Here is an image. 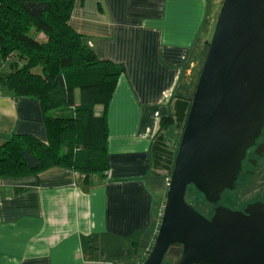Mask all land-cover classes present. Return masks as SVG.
<instances>
[{"label":"crops","instance_id":"obj_1","mask_svg":"<svg viewBox=\"0 0 264 264\" xmlns=\"http://www.w3.org/2000/svg\"><path fill=\"white\" fill-rule=\"evenodd\" d=\"M220 4L74 1L69 26L98 59L123 67L105 105L92 108L104 119L107 168L87 177L60 165L0 176V264L139 263L161 210L148 187L152 138L176 96L192 92V79L181 90L180 80L197 74ZM44 115L38 99L0 84V145L12 134L46 142Z\"/></svg>","mask_w":264,"mask_h":264},{"label":"water","instance_id":"obj_2","mask_svg":"<svg viewBox=\"0 0 264 264\" xmlns=\"http://www.w3.org/2000/svg\"><path fill=\"white\" fill-rule=\"evenodd\" d=\"M168 177L156 233L140 264H264V201L222 204L205 218L185 200L207 203L232 190L245 152L264 128V0H221Z\"/></svg>","mask_w":264,"mask_h":264},{"label":"trees","instance_id":"obj_3","mask_svg":"<svg viewBox=\"0 0 264 264\" xmlns=\"http://www.w3.org/2000/svg\"><path fill=\"white\" fill-rule=\"evenodd\" d=\"M74 1L0 0V60L8 62L9 69L0 75V84L14 95L40 101L47 132L46 142L12 134L2 143L0 176L60 165L87 177L107 168L104 119L94 116L92 108L105 105L123 67L98 59L69 26ZM38 34L44 40L36 38ZM35 66L39 73L32 72ZM190 95L176 96L170 113L160 118L149 149L152 174L163 170L169 177L175 152L165 147L161 131L184 123ZM64 108L71 113H63ZM55 109H61L58 115L50 114Z\"/></svg>","mask_w":264,"mask_h":264},{"label":"rangeland","instance_id":"obj_4","mask_svg":"<svg viewBox=\"0 0 264 264\" xmlns=\"http://www.w3.org/2000/svg\"><path fill=\"white\" fill-rule=\"evenodd\" d=\"M36 38H38L40 40H44L43 35H41V37L36 36ZM202 60L203 59H201L200 63H202ZM0 63H1L0 73H3V70H5V68H7V64H6V62H3L1 60H0ZM200 65L201 64L198 65V68ZM31 70L34 73H39L40 67L35 66V67L31 68ZM197 75H198V73L197 74L195 73V75H187L186 74L185 77H182V79L180 80V84H179L180 90L184 87V85L186 86L188 81L191 82V79H192V83L195 82ZM192 76H193V78H192ZM74 96H76V98H77V91L75 92ZM57 110H59V109H57ZM52 112H54V111H52ZM183 124L184 123H181V124L179 123L175 126H171L168 129V131L165 132V134H162L163 143L165 144V147L172 154L174 152H176L177 145H178L180 135L182 132ZM263 132H264V130H263ZM162 174H164L163 170H157L154 173L155 179L153 178V180L151 182L150 181L148 182V187H149V191L151 192V195H152V200L154 202V206L155 205H161V208H160L161 210H162L163 201H164V197H165V191L167 189V184H168V182L166 181V178H165L167 173H165L164 175H162ZM158 185H160L159 188H158ZM263 186L260 185L257 176H248V177L245 176L244 181L239 182L233 190L223 191L221 195L223 197V200L227 201L233 207L243 206L245 203L253 201L257 198L264 199V187ZM185 199L187 202L193 203L201 211H207L206 209H208V206L205 204L203 197L200 196L197 192H195V190H193L191 188L187 189V191L185 193ZM161 210H160V214H161ZM154 212H155V208H154ZM153 239H154V237L152 238V241H153ZM152 241H151V244H152ZM151 244H150V246H151ZM149 248H148V250H149ZM180 250L181 249H180L179 245L170 246L168 248L167 252L165 253L164 257H163L162 262L168 263V264H174L180 256Z\"/></svg>","mask_w":264,"mask_h":264},{"label":"flooded vegetation","instance_id":"obj_5","mask_svg":"<svg viewBox=\"0 0 264 264\" xmlns=\"http://www.w3.org/2000/svg\"><path fill=\"white\" fill-rule=\"evenodd\" d=\"M263 130H264V128H263ZM263 130H262V133L260 134V136L256 139L255 144L246 150L244 158L241 162L240 171L237 174L236 183H234V188L239 182L244 181L245 176H247V177L248 176H257L260 185L263 186V179H264V139H263L264 138V132H263ZM189 188H192V187H188L187 189H189ZM187 189H186V191H187ZM256 200L264 201V199H262V198H257L253 201H256ZM253 201H250V202H253ZM250 202H247V203H250ZM187 203H189L196 211H198L205 218H209L211 216V214L213 213V208L216 205L222 204L223 206L229 207L231 209H238V208L242 209L247 204V203H245L243 206L233 207L227 201L223 200L222 195L220 196L219 201L214 203V204L207 203L205 201V204L208 206V209H206L207 211H201L198 207H196L191 202H187Z\"/></svg>","mask_w":264,"mask_h":264},{"label":"built area","instance_id":"obj_6","mask_svg":"<svg viewBox=\"0 0 264 264\" xmlns=\"http://www.w3.org/2000/svg\"><path fill=\"white\" fill-rule=\"evenodd\" d=\"M166 181L168 182V178H166Z\"/></svg>","mask_w":264,"mask_h":264}]
</instances>
